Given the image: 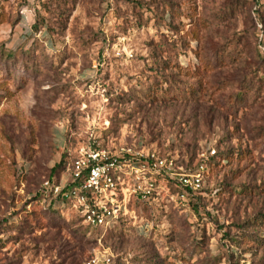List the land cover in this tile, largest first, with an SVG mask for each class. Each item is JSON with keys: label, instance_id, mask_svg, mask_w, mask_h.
<instances>
[{"label": "rangeland", "instance_id": "rangeland-1", "mask_svg": "<svg viewBox=\"0 0 264 264\" xmlns=\"http://www.w3.org/2000/svg\"><path fill=\"white\" fill-rule=\"evenodd\" d=\"M0 14V264H85L99 249L109 264H264L250 241L264 234V0H0ZM91 132L187 172L232 154L101 246L37 198Z\"/></svg>", "mask_w": 264, "mask_h": 264}, {"label": "built area", "instance_id": "built-area-1", "mask_svg": "<svg viewBox=\"0 0 264 264\" xmlns=\"http://www.w3.org/2000/svg\"><path fill=\"white\" fill-rule=\"evenodd\" d=\"M204 172V161L196 171L187 172L142 140L113 147L91 132L65 171L42 182L40 200L66 213H78L89 226L107 231L124 217L137 219L135 205L139 201L154 204L172 197L170 182L178 188L177 193L196 190ZM102 242L100 238L101 246ZM111 256L110 250L99 249L85 264H109Z\"/></svg>", "mask_w": 264, "mask_h": 264}, {"label": "trees", "instance_id": "trees-1", "mask_svg": "<svg viewBox=\"0 0 264 264\" xmlns=\"http://www.w3.org/2000/svg\"><path fill=\"white\" fill-rule=\"evenodd\" d=\"M258 15H260V12H258L257 13ZM2 15L3 14H0V24L1 23H3V22H5V21H8L9 20V18H4V17H2ZM262 20H264V18H262ZM10 21V20H9ZM189 35H191L192 36V38H195V39H200V35L198 34V32H197V30H196V27L194 28V27H192V28H189ZM165 38H167L166 36H164ZM177 37H178V35H177ZM177 37H176V39H175V42H177ZM166 40H169V38L168 39H166ZM167 42V41H166ZM166 44V43H165ZM167 50H169V48H167L166 49V51ZM229 52H231L230 50H229ZM9 53H11V52H9ZM15 55V54H14ZM13 56V54H11V55H9L8 53H7V55H5V59H6V62H9L10 60H12L11 59V57ZM8 57H10L9 59H8ZM14 59V58H13ZM29 61H26V69L28 68V65H29ZM205 67H211V69H213V66H211L208 62H206L205 63ZM173 79H174V77L173 76H168V77H166L164 80H165V82H172L173 81ZM190 90V92L192 93V92H194L195 90H197V88H193V89H189ZM148 95H150V94H148ZM152 97V96H151ZM239 99H241V100H243V99H245L244 98V93H242L241 95H237L234 99H232L231 101H233V103L236 105L237 103H238V100ZM113 130L109 127V128H107L106 130H104V133L107 135V134H110L111 132H112ZM103 140H104V143L105 144H107V145H109V146H116L117 144L116 143H114V142H109L108 140H105V136L103 137ZM139 140H137V141H135V142H138ZM135 142H133V143H135ZM145 143V142H144ZM146 143H148V142H146ZM145 143V144H146ZM85 144V143H84ZM118 145H121V144H118ZM147 145V144H146ZM147 146H149V145H147ZM79 147V146H78ZM78 147H76V148H70V146L69 145H66V147H65V149H64V152H63V154H62V156H61V160L58 162V163H56L52 168H51V170H50V173H49V175L47 176V177H45L44 178V180L45 179H48V178H52V177H55V176H60L61 175V173L63 172V171H65V169L67 168V166H68V164L70 163V161H71V159H72V157H73V155L75 154V152H76V149L78 148ZM230 154H232V153H230V152H224V151H219V152H217L216 150H215V152L212 154V158L210 159L209 158V160H208V162L207 163H205V167H207L206 169H205V172H210V170L208 169V165L209 164H211L212 162H214V164H217V163H224V161H226V160H228L229 161V159H230V157H231V155ZM168 156H170L169 154H168ZM202 162V161H201ZM201 162L198 164V167H199V165L201 164ZM211 169V168H210ZM43 180V181H44ZM42 181V182H43ZM42 184V183H41ZM170 188H171V193H175L176 191H178V188L174 185V183H172V182H170ZM227 188V186H224L223 185V187H222V185H220V187H217L216 189V193H219L220 194V191H224L225 189ZM40 198V195H38L37 196V198ZM46 204H48V206H46L45 207V210H48L51 214H52V218H54V219H58V220H60V221H62V222H66L67 224H72V223H74V222H81V227H84L85 226V231L83 232V234H82V237L84 238V236L86 235L87 236V239H86V241L87 242H91V241H93V242H98V240L100 239V238H102V240H104L105 239V236L107 235V234H109L110 232H114V231H121V230H123L122 228L123 227H125V226H130L131 225V222H132V220L134 219V218H132V217H124V218H122L121 219V221H120V224L117 226V227H115V228H112V229H109V230H107V231H104V230H101V229H99V228H93V227H91V226H89L88 224H86L85 222H84V218L80 215V214H78V213H75V212H70V214H67L65 211H61V210H59V209H57V208H55L53 205H51V204H49V203H46ZM139 204H142V205H146V206H154L156 203H154V204H151V203H148V202H138L136 205H135V208L139 205ZM259 225H261V226H263L264 227V213H262L261 215H260V218L258 219V222H257ZM77 230V229H76ZM237 241H240V240H237ZM250 241L252 242V243H254V242H258L259 244H262V242L264 243V234H262V235H260L259 237H252V238H250Z\"/></svg>", "mask_w": 264, "mask_h": 264}]
</instances>
